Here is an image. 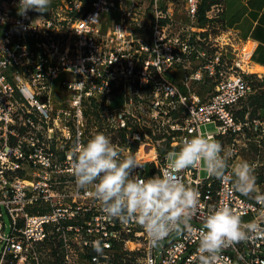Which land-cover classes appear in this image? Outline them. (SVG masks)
Here are the masks:
<instances>
[{
  "label": "built area",
  "instance_id": "built-area-1",
  "mask_svg": "<svg viewBox=\"0 0 264 264\" xmlns=\"http://www.w3.org/2000/svg\"><path fill=\"white\" fill-rule=\"evenodd\" d=\"M18 3L0 0V264H113L116 248L138 250L142 264H196V230L211 206L258 218L255 201L189 168L183 181L198 188L203 207L192 236L171 235L157 262L144 230L107 219L92 189L77 187L68 160L77 140L103 132L123 157L133 151L134 175L149 178L208 123L218 128L210 135L229 138L225 148L239 154L236 135L248 122L236 107L255 90L254 49L229 24L226 0H51L47 13L26 17ZM205 72L217 83L204 99L193 80ZM145 138L162 142L164 156L155 147L154 158L140 162ZM263 248L264 238L242 242L224 250L222 264H264Z\"/></svg>",
  "mask_w": 264,
  "mask_h": 264
},
{
  "label": "clouds",
  "instance_id": "clouds-1",
  "mask_svg": "<svg viewBox=\"0 0 264 264\" xmlns=\"http://www.w3.org/2000/svg\"><path fill=\"white\" fill-rule=\"evenodd\" d=\"M51 0H19L18 15L29 11L45 14ZM232 153L210 134L184 137L178 148L165 155L166 167L160 175L142 178L134 175L140 167L133 155L122 151L103 132L87 141L77 140L69 153L70 172L80 189L91 188L109 220L141 227L153 247L173 234L193 233V218L203 207L198 188L186 184L182 173L200 168L207 176L227 183L233 193L255 201L257 219L246 222L227 203L211 206L197 229L196 264H222L225 249L242 242L264 238V193L257 186L255 170L247 160L229 164ZM93 250L103 255L100 242Z\"/></svg>",
  "mask_w": 264,
  "mask_h": 264
},
{
  "label": "rangeland",
  "instance_id": "rangeland-1",
  "mask_svg": "<svg viewBox=\"0 0 264 264\" xmlns=\"http://www.w3.org/2000/svg\"><path fill=\"white\" fill-rule=\"evenodd\" d=\"M228 5L229 7L232 8L236 7L238 5V0H229ZM250 45L251 44L249 43L248 47H250ZM199 66H200V60L194 62L191 71H195L196 69L199 68ZM253 78L255 82H261L260 77L253 76ZM216 83H217V79L214 76H210L205 72L204 77L201 80H193V88L195 89L196 92H198V94H200L205 99L208 98L215 91ZM259 90L260 88L256 87L255 93L259 92ZM250 96L251 94H248L236 107V115L238 116V118L242 121L243 120L247 121L248 124L241 130V132L238 135H236L240 142L239 154L232 157L229 161V164H233L241 160H247L250 164H252L255 170V175L257 177V186L260 188L261 192L264 193V108H259L258 110H255V112L252 111V113H250V110H253V108L249 106ZM244 110L246 112L244 113V118L242 119L240 114ZM201 131L202 134H217L218 128L216 123H208L201 126ZM142 141H143V148L139 153L140 162L151 161V159H153L155 156V152H152V150L155 147H158L161 150L165 149L163 147L164 145L162 142L158 144L157 142H155V140H151L148 138H145ZM218 141H220L224 147H227L230 139L220 138L218 139ZM161 152L159 151V154L161 155V157H163L164 155L161 154ZM128 155H133L135 157L133 151L128 153L126 156ZM200 173L202 177L207 176V174L202 169ZM4 223L5 224H4L3 232L9 235L12 229L11 228L12 221L5 208H4ZM174 239L176 238L168 237L164 241H162L159 246L156 247L155 257L157 262H159L161 259L163 246L167 243L172 242ZM1 251H2V246L0 245V254ZM110 260L113 262V264H120L116 259V255L114 253L110 255ZM136 260H137L136 261L137 264H142L140 255L137 256ZM81 264H88V263L82 262Z\"/></svg>",
  "mask_w": 264,
  "mask_h": 264
},
{
  "label": "crops",
  "instance_id": "crops-1",
  "mask_svg": "<svg viewBox=\"0 0 264 264\" xmlns=\"http://www.w3.org/2000/svg\"><path fill=\"white\" fill-rule=\"evenodd\" d=\"M228 2L226 0L229 24L239 28L254 49L248 66V69L253 67L254 70L249 72L264 80V0H238V5L233 8Z\"/></svg>",
  "mask_w": 264,
  "mask_h": 264
},
{
  "label": "trees",
  "instance_id": "trees-1",
  "mask_svg": "<svg viewBox=\"0 0 264 264\" xmlns=\"http://www.w3.org/2000/svg\"><path fill=\"white\" fill-rule=\"evenodd\" d=\"M205 7H206V4L202 6V10H204ZM202 20H204L203 17H202ZM251 75L253 76V74ZM260 81L261 82H255V80L253 81V87L255 88V90H256V87H259L260 90L259 92H256V93L254 90L253 92L254 94L251 93L249 106L252 107L253 110H250V113H252V111L255 112V110H258L259 108H264V80H260ZM245 110L241 112L240 114L242 119L244 118V113L246 112ZM218 139L219 138L217 137V140ZM165 153H166V150L163 149L161 154L164 155ZM113 253L116 255V259L118 260L120 264H137L136 258L137 256L141 255V253L138 250H128V249L121 250L119 248H116V250H114Z\"/></svg>",
  "mask_w": 264,
  "mask_h": 264
},
{
  "label": "bare ground",
  "instance_id": "bare-ground-1",
  "mask_svg": "<svg viewBox=\"0 0 264 264\" xmlns=\"http://www.w3.org/2000/svg\"><path fill=\"white\" fill-rule=\"evenodd\" d=\"M251 44V43H250ZM249 45V44H248ZM253 46H252V44L250 45V47H248L249 49H251ZM254 70V68L253 67H249V71L250 72H252Z\"/></svg>",
  "mask_w": 264,
  "mask_h": 264
},
{
  "label": "water",
  "instance_id": "water-1",
  "mask_svg": "<svg viewBox=\"0 0 264 264\" xmlns=\"http://www.w3.org/2000/svg\"><path fill=\"white\" fill-rule=\"evenodd\" d=\"M173 235H176V234H173Z\"/></svg>",
  "mask_w": 264,
  "mask_h": 264
}]
</instances>
